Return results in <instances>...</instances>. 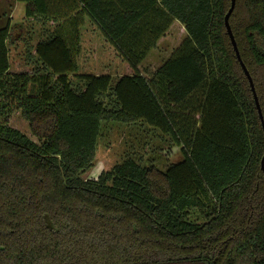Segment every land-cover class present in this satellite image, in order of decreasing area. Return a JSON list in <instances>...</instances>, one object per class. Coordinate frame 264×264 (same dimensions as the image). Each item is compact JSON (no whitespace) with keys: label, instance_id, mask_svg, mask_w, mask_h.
<instances>
[{"label":"trees","instance_id":"1","mask_svg":"<svg viewBox=\"0 0 264 264\" xmlns=\"http://www.w3.org/2000/svg\"><path fill=\"white\" fill-rule=\"evenodd\" d=\"M15 1L22 32L0 28V264H264V129L225 26L232 0ZM86 19L132 74L80 72ZM31 22L50 28L25 51L32 69L13 71ZM176 22L178 54L146 78ZM229 24L264 117V0H235ZM103 123L143 124L183 160L87 179Z\"/></svg>","mask_w":264,"mask_h":264},{"label":"rangeland","instance_id":"2","mask_svg":"<svg viewBox=\"0 0 264 264\" xmlns=\"http://www.w3.org/2000/svg\"><path fill=\"white\" fill-rule=\"evenodd\" d=\"M25 10V3H19L15 0H0V28L9 23L12 38L18 37L22 32L20 26L24 21ZM84 22L81 29L82 47L78 60L80 72L95 75L132 74L133 72L124 62L121 54L106 42L98 28L88 19ZM39 25L41 26V23L31 22L27 34L28 40L24 38L23 42H19L18 49L11 48L10 57L13 71L32 69L26 64L25 51L35 45L38 41V35L44 36L50 28V23L43 30ZM186 37L184 28L173 23L169 31L160 39L156 48L151 50L140 65V72L146 78H151L158 68L178 54V50ZM200 95L201 93H198L190 100L189 107L186 105L187 109H184L186 112L182 120L183 125L190 126L194 120L198 119V115L194 118L192 116L194 107L199 106L198 100L199 102L202 101ZM10 125L29 135L28 124L21 119L18 113L11 118ZM156 135L158 136V133L149 131L145 125L140 123L128 126L103 123L98 141L97 159L84 177L97 179L103 171H110L115 165L129 158H135L144 165L164 164L166 166L181 162L183 160L181 148L175 147L171 150L166 143L162 144Z\"/></svg>","mask_w":264,"mask_h":264},{"label":"water","instance_id":"3","mask_svg":"<svg viewBox=\"0 0 264 264\" xmlns=\"http://www.w3.org/2000/svg\"><path fill=\"white\" fill-rule=\"evenodd\" d=\"M234 7H235V0H232L231 9H230L229 13L227 14V16L225 18V26H226L227 32L229 34V37L231 39L233 48H234V50L236 52L238 61L240 62L241 67H242L243 71L245 72V74H246V76L248 78V81L250 83L251 90L253 92V96H254V99H255V102H256V105H257V109H258L260 118H261V123H262L263 129H264V117H263L262 110H261V107H260V104H259V101H258V97H257V94H256V90H255V86H254V83H253V79H252L248 69L246 68L245 64L243 63V61L241 59V56H240V53H239V50H238V47H237V43L235 41L233 32H232L230 24H229V18H230L231 14H232V12L234 10ZM261 169H262V171L264 173V157H263L262 162H261Z\"/></svg>","mask_w":264,"mask_h":264},{"label":"crops","instance_id":"4","mask_svg":"<svg viewBox=\"0 0 264 264\" xmlns=\"http://www.w3.org/2000/svg\"><path fill=\"white\" fill-rule=\"evenodd\" d=\"M177 23V22H176ZM178 25H180L179 23H177ZM181 26V25H180ZM183 28V26H181ZM186 33V32H185Z\"/></svg>","mask_w":264,"mask_h":264}]
</instances>
